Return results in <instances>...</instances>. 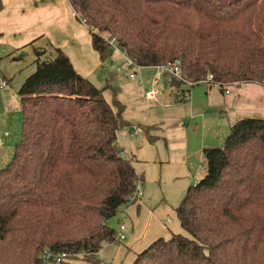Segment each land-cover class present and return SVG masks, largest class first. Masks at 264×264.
Masks as SVG:
<instances>
[{
  "label": "trees",
  "instance_id": "trees-1",
  "mask_svg": "<svg viewBox=\"0 0 264 264\" xmlns=\"http://www.w3.org/2000/svg\"><path fill=\"white\" fill-rule=\"evenodd\" d=\"M69 2L102 61L117 48L139 68L180 62L178 101L187 84L264 86V0ZM52 51H35L19 91L22 136L0 170V264H100L117 241L107 222L145 182L118 145L131 126L125 106ZM203 153L206 176L176 210L185 235L158 239L133 264H264V119L236 121L223 148ZM63 253L69 260L47 261Z\"/></svg>",
  "mask_w": 264,
  "mask_h": 264
},
{
  "label": "rangeland",
  "instance_id": "rangeland-1",
  "mask_svg": "<svg viewBox=\"0 0 264 264\" xmlns=\"http://www.w3.org/2000/svg\"><path fill=\"white\" fill-rule=\"evenodd\" d=\"M26 53L27 55L18 62L14 61L13 58H5L3 63H0V140L3 145L0 148V170L7 167L12 161L16 145L19 144L22 136L19 91L26 79L35 72L37 59L36 53H33L31 49ZM51 53L53 51L49 50L42 60H46L48 57L54 58L55 54L50 55ZM116 55L115 62L110 59L108 62L110 67L104 66L103 68L104 73L110 74V77L100 89L112 93L113 97L109 99L110 104L113 101H118L125 106L127 118H124L131 123L129 128L119 132L118 142L121 150L123 149L122 155L132 159L134 164L143 165L144 171L139 172V174L145 176V184L141 185V190L143 193L147 190L152 199L153 210L165 203L174 210L171 214L173 222L167 226L171 235L176 234L174 230L178 229L180 234L185 235L181 223L177 221L176 210L185 198L187 188H179V185L166 183L164 180L160 181L162 167L169 165L167 171L170 173L177 172L179 166L184 163V156L189 148L193 147L194 150L202 148V153L204 149L208 148H223L224 142L231 132V127L236 121L245 117L264 119V86L251 83L242 85L243 87L239 85L225 86L222 89L216 84L202 83L193 87L187 84L181 87L180 92L182 90L183 94V91H189L190 96L188 101L181 102L178 101L177 89L172 91V78L170 76L165 77L155 67H135L132 72H136L137 77L132 80L129 77L130 71L125 69L124 72H116L117 67H124L127 63L126 57L120 56L118 53ZM156 78H159V85L155 89L161 91V100L159 102L160 98L158 97V104L149 102L145 97L146 90L152 88V82ZM3 82H7V86L2 89ZM227 91L229 93H226ZM166 103L173 105L169 107L165 105ZM138 124L143 126L161 124L163 126V138L153 145L154 149L153 147L152 150L147 148L149 142L144 140L147 133ZM133 126L139 128L138 138L134 134L135 131H132ZM182 127H186L187 137H180L178 133H174L175 131H182ZM141 148L145 149L142 154L146 157L145 160L140 159V156L136 154V150ZM136 155L137 157H135ZM191 160L187 162H192L195 169L187 180L189 186H195L200 175L198 172L203 173L204 171L205 173L207 165L204 156H202L201 161H198L196 156ZM201 164L205 165V170H201ZM124 210L107 222V225L115 231L116 237L120 233L121 225L124 224L126 228L131 226L130 219L123 213ZM166 219L167 217H165ZM164 223L165 221H162L163 225H165ZM125 234L127 236V231ZM127 241L120 242L117 240L115 244L105 245V247H124ZM125 251L123 248V257ZM132 255L133 253L128 255L129 260ZM75 263L96 264L85 261L82 257L75 260Z\"/></svg>",
  "mask_w": 264,
  "mask_h": 264
},
{
  "label": "crops",
  "instance_id": "crops-1",
  "mask_svg": "<svg viewBox=\"0 0 264 264\" xmlns=\"http://www.w3.org/2000/svg\"><path fill=\"white\" fill-rule=\"evenodd\" d=\"M54 48L61 49L69 57L76 71L90 80L99 89L104 82L108 81L110 74L104 73L103 68L104 66L110 67L108 64L109 60L105 62L101 60L99 53L93 47V37L90 28L78 19L69 0H0V63H3V59L5 58H13L14 61L18 62L27 55L26 52L29 49L33 53H36V50L49 52V50H53ZM116 53L126 57L124 53L116 49L111 57L114 62L117 56ZM119 68L121 67H117V73L121 72ZM5 79L8 81L6 76ZM175 90L176 88L172 86V91ZM160 94L161 91L158 94L160 98L159 102L161 100ZM112 97L113 95L110 91L104 92V98L108 102ZM159 102L157 98V101L152 103L158 104ZM165 105L170 107L173 104L166 103ZM124 117L127 118L126 112H124ZM138 125L144 128L146 132H149L148 136L144 137V140L149 142L147 148L152 150L153 145L163 138V126L161 124L152 126ZM175 127L178 128V126ZM186 127H182V131H175L174 133H178L180 137H187L188 132L185 130ZM132 131L134 132V130ZM134 134L136 136V133ZM150 137H153V141L150 140ZM2 146L1 141L0 148ZM144 151V148L136 150V154L142 160L146 159L145 156H142ZM186 152L184 163L179 166L177 172L170 173L167 171L169 165L162 167L160 181L164 180L166 183L179 185V188H187L188 191L191 186H189L190 184L187 179L193 169H195V165L187 161H192L191 159L194 156H196L198 161H201L204 153H202V148L194 150L193 147L189 148ZM134 167L138 173L144 171L142 164H134ZM201 168L203 170L205 165L201 164ZM203 173L201 171L198 172V175H200L197 178V182H200L206 176L207 171ZM144 184L145 182L142 186ZM139 188L142 196L128 206L121 207L118 211L120 213L125 209L123 213L131 221L129 228L125 226L128 240H126V246L107 248L105 245L115 243H105L103 249L98 254L100 264H133L137 255L145 251L155 241L160 238H171L172 235L167 226L173 222V218L171 217L173 209L165 203L164 205H160L158 209L153 210L152 199L147 190L143 193L141 185ZM165 217H167L166 220ZM161 220L165 221V225L162 224ZM119 231L121 232V230ZM174 233L180 234V230H174ZM123 248L126 250L124 257ZM131 253L133 255L129 260L128 255Z\"/></svg>",
  "mask_w": 264,
  "mask_h": 264
},
{
  "label": "built area",
  "instance_id": "built-area-1",
  "mask_svg": "<svg viewBox=\"0 0 264 264\" xmlns=\"http://www.w3.org/2000/svg\"><path fill=\"white\" fill-rule=\"evenodd\" d=\"M110 44L116 48V42L115 40H112L110 42ZM117 49V48H116ZM125 55V54H124ZM126 56V55H125ZM127 59V63L125 64L124 67L119 68V71H123V70H127L130 71L129 73V77L130 79H136L137 77V73L136 72H132L133 68L138 67L135 62L128 58L126 56ZM139 68V67H138ZM158 69L160 70L161 74H163L165 77L166 76H170V77H174L176 79H182V67H181V63L180 62H175V63H169L165 66L162 67H158ZM208 81H213V76H209ZM159 85V78H156L153 82H152V88L151 89H147L146 93H145V97L148 101L151 102H156L157 98H158V94H159V90L155 89L156 86ZM7 86V82H3L1 85V88H5ZM176 93L178 94V92L176 91ZM226 93H229V91H227ZM189 94L188 93H184L183 96V100L184 101H188L189 99ZM133 130L136 133V137H139V133H138V127L137 126H133ZM0 145H1V141H0ZM199 182H197L196 184H198ZM142 196V193L140 191V188H138V191L135 193V195L132 197V201H137L139 199V197ZM125 225H121L120 230L121 232L119 233V235L116 237V240H119L120 242H125L127 240V236L125 235ZM47 261H51L52 259L57 261V263H61L64 261L69 260L70 255L67 253H63L60 255H56L54 257H52L51 255H48L47 257Z\"/></svg>",
  "mask_w": 264,
  "mask_h": 264
}]
</instances>
